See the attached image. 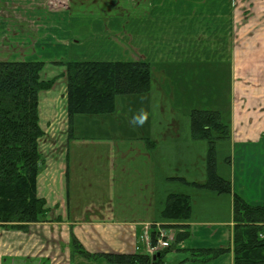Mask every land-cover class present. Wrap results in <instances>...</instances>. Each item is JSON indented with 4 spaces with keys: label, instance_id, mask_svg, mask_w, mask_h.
<instances>
[{
    "label": "crops",
    "instance_id": "obj_1",
    "mask_svg": "<svg viewBox=\"0 0 264 264\" xmlns=\"http://www.w3.org/2000/svg\"><path fill=\"white\" fill-rule=\"evenodd\" d=\"M21 10L19 24L0 20V62H42L41 80H56L39 93L46 167L37 195L49 213L24 229L0 225V264H111L99 255L149 254L150 234L162 226L190 233L164 264H234L233 195L196 186L207 181L209 145L193 137L188 117L222 115L230 136L216 143V171L233 193L264 206V0H69L41 28ZM51 48L53 59L44 54ZM60 61L145 62L151 88L117 98L113 114L75 116L70 131ZM168 104L184 119L157 121ZM141 109L148 120L134 125ZM187 144L204 146L199 171H179ZM172 194L191 197L189 220L161 214ZM72 234L91 257L74 254ZM189 249L227 253L190 261Z\"/></svg>",
    "mask_w": 264,
    "mask_h": 264
},
{
    "label": "trees",
    "instance_id": "obj_2",
    "mask_svg": "<svg viewBox=\"0 0 264 264\" xmlns=\"http://www.w3.org/2000/svg\"><path fill=\"white\" fill-rule=\"evenodd\" d=\"M57 65L67 69V112L70 131L77 115L113 114L117 98L147 93L152 84L151 66L145 62H67ZM42 62H0V225L24 229L30 223L47 222L46 201L37 195V179L46 166L39 141L44 132L39 124V93L56 82L41 80ZM192 135L208 142L207 181L196 185L217 194L233 195L234 264H264V206L251 205L233 193L230 181L216 171V143L229 138V127L219 112L193 110L190 113ZM169 220H189L192 199L172 194L162 210ZM178 228L175 226H164ZM188 230L179 231L175 243L187 240ZM158 231L150 234L151 245L157 244ZM74 254L91 257L71 235ZM174 246L149 254L99 255L111 264H164ZM190 261H209L227 250L189 249ZM97 258V256H93ZM180 264H183L182 262Z\"/></svg>",
    "mask_w": 264,
    "mask_h": 264
},
{
    "label": "rangeland",
    "instance_id": "obj_3",
    "mask_svg": "<svg viewBox=\"0 0 264 264\" xmlns=\"http://www.w3.org/2000/svg\"><path fill=\"white\" fill-rule=\"evenodd\" d=\"M74 1V0H72ZM129 1V0H128ZM83 2V1H81ZM0 20H10L12 19V17L15 19H17V23H20V17H22L21 15L16 14L15 11H18L19 8H21V13H26L27 9L28 11L32 12V16H30V19L35 22L33 23L32 21L29 22V26H33L38 28L40 27V25L44 26V25H48L50 24L52 19H55L56 16H52L53 13H55L58 10H62L64 7H68L69 6V0H10L6 3V5H3V0H0ZM5 3V1H4ZM77 6L81 5V3L76 2ZM97 4H100L97 3ZM76 7V6H75ZM74 8V7H73ZM76 10L81 9L80 11H82L83 9L81 7H76L74 8ZM93 11L96 9H92ZM38 25V26H36ZM41 26V27H42ZM40 27V28H41ZM29 43V41H27ZM55 42V41H53ZM50 44V43H49ZM41 51H37V53L39 54ZM46 53L45 57L46 58H50L53 59L56 56V49L55 48H51V49H47L44 51V54ZM119 99V97H118ZM173 104H168L167 110L165 113L161 114L158 111L154 112V118L157 121H167L171 118H175L178 120H183V113L181 112L182 110H175L173 111L172 108ZM206 106V105H205ZM201 110V109H198ZM188 120H190V115L188 117ZM206 142V141H205ZM204 142V143H205ZM207 146H208V142ZM201 147H204L203 145L201 146V144H197V145H191V144H187V145H182V148L184 149L183 152H185L187 155H183L185 157V161L180 165L179 167V171H199V169L201 168V153H202V149ZM162 148V146H161ZM190 148V151L187 152L186 149ZM203 160V159H202ZM177 164L175 162V160L173 159L172 161V171H174V169L176 168ZM46 167V166H45ZM45 169V168H44ZM167 169V167H166ZM44 171V170H43ZM42 171V172H43ZM41 172V173H42ZM189 174L194 175L197 174V172H189ZM195 218L197 219H203V217L197 216L195 214ZM175 255V248H173V251L170 252L168 254L167 257H171Z\"/></svg>",
    "mask_w": 264,
    "mask_h": 264
},
{
    "label": "built area",
    "instance_id": "obj_4",
    "mask_svg": "<svg viewBox=\"0 0 264 264\" xmlns=\"http://www.w3.org/2000/svg\"><path fill=\"white\" fill-rule=\"evenodd\" d=\"M170 234H171L170 232L162 230L160 232L158 244L155 247H150V252L155 253L161 249L169 247L170 246V238H171Z\"/></svg>",
    "mask_w": 264,
    "mask_h": 264
},
{
    "label": "clouds",
    "instance_id": "obj_5",
    "mask_svg": "<svg viewBox=\"0 0 264 264\" xmlns=\"http://www.w3.org/2000/svg\"><path fill=\"white\" fill-rule=\"evenodd\" d=\"M148 120V112L144 109H141L137 114L132 117V123L134 125L143 126Z\"/></svg>",
    "mask_w": 264,
    "mask_h": 264
},
{
    "label": "water",
    "instance_id": "obj_6",
    "mask_svg": "<svg viewBox=\"0 0 264 264\" xmlns=\"http://www.w3.org/2000/svg\"><path fill=\"white\" fill-rule=\"evenodd\" d=\"M159 255H160V254H157V255L154 257V259H156L157 257H159Z\"/></svg>",
    "mask_w": 264,
    "mask_h": 264
}]
</instances>
